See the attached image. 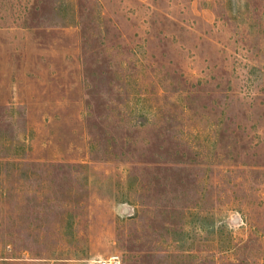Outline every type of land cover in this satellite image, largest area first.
Instances as JSON below:
<instances>
[{"label":"rangeland","instance_id":"rangeland-1","mask_svg":"<svg viewBox=\"0 0 264 264\" xmlns=\"http://www.w3.org/2000/svg\"><path fill=\"white\" fill-rule=\"evenodd\" d=\"M264 264V0H0V264Z\"/></svg>","mask_w":264,"mask_h":264},{"label":"built area","instance_id":"built-area-1","mask_svg":"<svg viewBox=\"0 0 264 264\" xmlns=\"http://www.w3.org/2000/svg\"><path fill=\"white\" fill-rule=\"evenodd\" d=\"M117 259L116 256H109L108 258L101 260L99 264H116Z\"/></svg>","mask_w":264,"mask_h":264}]
</instances>
